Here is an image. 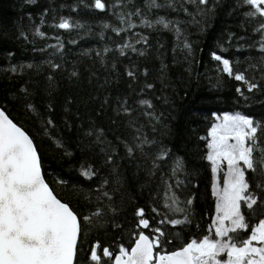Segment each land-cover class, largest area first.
<instances>
[{
	"label": "trees",
	"instance_id": "1",
	"mask_svg": "<svg viewBox=\"0 0 264 264\" xmlns=\"http://www.w3.org/2000/svg\"><path fill=\"white\" fill-rule=\"evenodd\" d=\"M101 3L0 0V109L78 217L74 264H110L92 250L117 254L141 232L162 251L217 239L207 143L223 114L258 125L244 168L257 203L241 201L249 230L229 234L247 238L264 220V16L247 0Z\"/></svg>",
	"mask_w": 264,
	"mask_h": 264
},
{
	"label": "snow or ice",
	"instance_id": "2",
	"mask_svg": "<svg viewBox=\"0 0 264 264\" xmlns=\"http://www.w3.org/2000/svg\"><path fill=\"white\" fill-rule=\"evenodd\" d=\"M200 2L205 3L206 0ZM247 3L264 16V9L258 7L264 4V0H247ZM95 6L104 8L101 0H96ZM59 27L68 28L70 25L63 21ZM214 58L221 60L220 56ZM223 64L229 71V62L223 60ZM235 78L243 79L241 75ZM253 87L255 85H250L249 90ZM257 127L251 119L239 114L226 115L221 124L213 125L209 132L211 141L207 159L213 173L224 161L228 166L224 188L222 192L215 193L218 195V216L214 228L215 236L220 239L205 236L200 241L192 240L179 251L160 255L159 264H264V220L239 242L229 235L238 236L240 232L249 230L241 211V201L249 209L257 203L253 196L245 195L249 185L244 171V168L255 170L253 145ZM181 166L177 161V169ZM85 175L91 173L85 172ZM175 203L173 198L172 204ZM137 215L143 217V210H139ZM182 222L171 221L174 225ZM139 225L148 228L149 222L140 219ZM79 232L77 215L45 183L33 141L0 111V264H73ZM160 234L163 235L162 232ZM154 247H159L158 238L152 240L141 233L130 251L120 248L115 264H152ZM223 253L228 257L224 262L218 259ZM103 255L111 254L104 248ZM97 258L93 249L91 259L96 261Z\"/></svg>",
	"mask_w": 264,
	"mask_h": 264
},
{
	"label": "rangeland",
	"instance_id": "3",
	"mask_svg": "<svg viewBox=\"0 0 264 264\" xmlns=\"http://www.w3.org/2000/svg\"><path fill=\"white\" fill-rule=\"evenodd\" d=\"M259 8L261 9H264V4H260L258 5ZM222 62V65L225 69V66L223 64V60H221ZM238 113H232V114H223V115H220V116H216L215 117V121H214V124L213 125H219L223 122V117L228 115V116H234V115H237ZM241 115V114H239ZM243 116V115H242ZM213 127V126H212ZM211 130V129H210ZM210 132V131H209ZM211 141V137L208 136V143H207V156L210 152V149L208 147V144L209 142ZM230 143H234V141H230ZM207 161L210 163L211 165V162L207 159ZM212 167V165H211ZM227 172H228V166H227V162L224 161L221 165H220V168L218 169V171L216 173H213V181H214V184H213V195H214V198L216 200V206H217V203H218V195L215 194L217 192H222L223 188H224V181L226 179V175H227ZM214 185H215V189H214ZM217 216H218V213H217V207H216V211H215V217L213 219V222H212V228H213V231H214V234H215V228H214V221L217 220ZM227 223V222H226ZM216 237V236H215ZM217 239H220L219 237H216ZM225 239V238H224ZM257 247H260L262 245H256ZM218 259L222 262L224 261H227L228 257H227V254L226 253H223L221 254Z\"/></svg>",
	"mask_w": 264,
	"mask_h": 264
},
{
	"label": "flooded vegetation",
	"instance_id": "4",
	"mask_svg": "<svg viewBox=\"0 0 264 264\" xmlns=\"http://www.w3.org/2000/svg\"><path fill=\"white\" fill-rule=\"evenodd\" d=\"M136 240V239H135ZM135 240L133 241V243L127 248V250H129L130 251V249L132 248V246L134 245V242H135ZM181 248V247H180ZM180 248H178V249H180ZM178 249H176V250H178ZM176 250H174V251H176ZM174 251H162V250H158V247H156L155 249H154V258H153V260H152V264H156V262H157V256H160V255H163V254H168V253H171V252H174ZM97 252V262H101V259H103V260H106V259H109L110 260V264H113V256L115 255V254H111L110 256H104L103 255V250H102V252H101V256H98V251H96ZM92 260V259H91ZM93 261V260H92Z\"/></svg>",
	"mask_w": 264,
	"mask_h": 264
},
{
	"label": "water",
	"instance_id": "5",
	"mask_svg": "<svg viewBox=\"0 0 264 264\" xmlns=\"http://www.w3.org/2000/svg\"><path fill=\"white\" fill-rule=\"evenodd\" d=\"M0 111H2L1 109H0ZM7 116V115H6ZM35 147V146H34ZM38 154V153H37ZM41 175H42V171H41ZM42 177H43V175H42ZM44 179V178H43ZM45 181V180H44ZM46 183V182H45ZM47 184V183H46ZM50 188V187H49ZM143 234V233H142ZM145 235V234H144ZM79 236V235H78ZM146 236V235H145ZM138 238H139V236H138ZM138 238H137V240H138ZM78 240V239H77ZM136 240V241H137ZM135 241V242H136ZM77 245V244H76ZM133 247H135V243H134V245L132 246V248ZM182 249V248H181ZM181 249H179V250H181ZM131 250V249H130ZM179 250H177V251H179ZM176 252V251H175ZM153 253H154V249H153ZM173 253V252H172ZM171 253H169V254H164L165 256H167V255H170ZM118 255H120V254H117V255H115L114 256V258H113V264H115V257L116 256H118ZM74 260H75V257H74ZM73 264H74V262H73ZM156 264H159V256H157V262H156Z\"/></svg>",
	"mask_w": 264,
	"mask_h": 264
}]
</instances>
